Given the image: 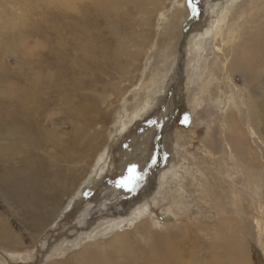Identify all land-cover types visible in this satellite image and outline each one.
Listing matches in <instances>:
<instances>
[{"label":"rangeland","instance_id":"1","mask_svg":"<svg viewBox=\"0 0 264 264\" xmlns=\"http://www.w3.org/2000/svg\"><path fill=\"white\" fill-rule=\"evenodd\" d=\"M229 1L152 0L105 10L110 0H73L74 8L57 0H0V264H78L76 255L99 252L97 243L111 240L125 221L178 231L181 264H264V120L254 125V137L245 125L248 139L241 136L245 143L230 152L220 142L221 128L228 115L248 112L240 103L246 90L237 96L230 89L229 99L220 79L219 91H200L215 32L203 49L195 40L213 30L211 20ZM34 80L38 87H30ZM234 81L255 83L254 76ZM15 84L38 110L19 116L13 109L4 118L6 103L17 97ZM99 160L110 164L97 175ZM132 166L139 178L121 186ZM254 176L261 180L257 193L246 185ZM59 179L42 219L35 218L25 198ZM176 190L185 196L179 207ZM237 210L250 231L249 246L240 229L226 230ZM138 244L142 256L118 264H156L145 239ZM86 256L82 264H102Z\"/></svg>","mask_w":264,"mask_h":264},{"label":"bare ground","instance_id":"2","mask_svg":"<svg viewBox=\"0 0 264 264\" xmlns=\"http://www.w3.org/2000/svg\"><path fill=\"white\" fill-rule=\"evenodd\" d=\"M57 1L59 3H61L63 1V3H65L68 7L74 8L73 2H72L73 0H57ZM151 1L152 0H124V1H122V0H110V2H108V4L106 5L105 10L108 8H112L114 6H117V5L124 4V3H134L137 6H143V5L150 4ZM154 1H156V0H154ZM104 5H105V3L103 2L102 7H104ZM180 6H182V4L179 5V7ZM184 9H186V8L184 7ZM186 11H187V9H186ZM176 12H177L179 19H180V17H182V15H184V10L181 8L175 10V13ZM220 12H221L220 16L215 15L214 18L211 20L213 30H206L204 33L200 34V37L195 40V43L196 44L199 43L198 44L199 46H197V47L202 48V45L205 44V42H204L205 37L207 35H209V34L211 35L215 32L214 36H213L214 42L210 48L211 52L209 54L205 55V59H204L205 63L202 65V68H204V71H203L202 77H201L202 82H201V86H200V91L203 94L208 93V92L211 93V89L214 86H215L214 89L216 91H219V89H217V87H216V83H218L220 81V79H223V82L225 81V83H226V85H225V91L226 92H224V93H225V95H228L229 99L232 97L230 94V91H229L230 89L233 88L234 94H236L237 96H240V92L242 90H246L245 91L246 96L242 97L241 101L240 100L239 101L242 104V109L245 111H248V112L244 116H242V114H241L239 117H236V116L231 117L230 115H228V118L226 119L227 120L226 125L221 128L222 133H221V137H220V142L224 141L228 147L227 148L228 151L231 152L232 151L231 149L233 147L234 148L239 147V146L241 147L245 143L243 141V139H241L242 138L241 136H244L248 139L247 135L245 134L246 131L244 130L245 125L248 129V133L251 135V137H254V135L256 133H258V132H255V130H254L255 128H253L254 125L256 126L258 124L257 127L260 128V125L262 123L261 121L264 120V0H231V1H229L228 4H224V6ZM97 13H99V12H97ZM83 16H84V14H83ZM96 16H98V15H96ZM83 22L86 24L85 20ZM175 23H177V22L175 21ZM181 23H182V21H181ZM179 24H178V26H179ZM83 26H85V25H83ZM179 30H181V29H179ZM72 31H73V29H72ZM171 38L173 40L177 39V32L173 31L171 34ZM170 44L172 46V43H170ZM203 46L205 47V45H203ZM198 54H200V53L198 52ZM39 67H41V66H39ZM240 76L242 77V80L249 79V78L254 76L255 83H253V84L251 83V85H249L248 87L245 86L246 83H244L243 86L237 85L235 83L234 79H236L237 77H240ZM37 80L30 82L31 83L30 87L34 88V86H36L38 84ZM39 81H40V79H39ZM149 82H151V81H149ZM152 84H153V82H152ZM154 85H156V84H154ZM152 86H150V87H152ZM36 87H38V86H36ZM39 88L42 89L41 84H40ZM13 89L17 91V92L15 91L17 97H16V100L11 101L10 104L6 103V106L4 107V112H3V115L5 116L4 118L9 117L11 115L13 109H17V115H19V116H24V115L29 116L32 113V111L35 113V110H38L37 106H32V105L30 106V101H31L30 99H34V98H27L23 94H19L20 93V85L19 84H15ZM35 90H37V89H35ZM252 92H260L262 96L260 98L256 97L252 94ZM194 96H196V95H194ZM233 98H235V97H233ZM200 101H201V97H198V98H196V102H194V103H196V105H199ZM221 101H222V99H221ZM33 102H34V100H33ZM240 103H239V105H240ZM217 104H219V103H217ZM231 104H233V103H231ZM33 105H35V104H33ZM31 107H33V108H31ZM258 108H260V111L262 113H260ZM1 115H2V113H1ZM134 115L137 116L138 113L135 112ZM13 117L19 119V117H17V116H13ZM124 117H123V119H124ZM244 117H246L247 119L246 120L242 119ZM21 120L22 121H19L17 123H22L23 128H24V126H26L27 123H26V121H23L24 119L21 118ZM121 124H123V123H121ZM123 126H125V125H123ZM118 128H120V126ZM258 130H260V129H258ZM259 134L261 135V133H259ZM250 135H249V137H250ZM209 137H212L210 133H209ZM213 137H214V135H213ZM91 138H93V139H91L89 141L93 140V142H95L96 137H91ZM258 138L259 137H257V140H258ZM262 140H263V144H264V138H262ZM216 142H217L216 138L214 137V141L211 142V144L214 146V144L216 145ZM219 146H220V144H219ZM203 147L205 149V152L208 153V149H207L206 145H203ZM220 149H222V147H220ZM222 151H223V149H222ZM251 152H253V151L250 150V153ZM255 152L258 153V151H255ZM262 153L264 155V151H262ZM65 156L66 157H64L65 158L64 160L68 159V156L67 155H65ZM252 157H254V160L258 159V158H256L258 156H256L255 153H253ZM260 163L263 164V167H264V162L261 161ZM109 164L110 163L108 161L107 163H105L104 167H102V160H99V162L97 163V167H95V171H96L97 175L103 174L105 169H106V166H109ZM226 168H225V170H226ZM257 168H258V166H257ZM261 168L262 167H260V169ZM218 169H220V168H218ZM242 169L243 168H240V170H242ZM26 172H27V170H26ZM260 176H261V174H260ZM24 177L25 176H22L23 179H24ZM36 177L34 180H36ZM89 179L87 180L88 186L90 184H93L91 182H88ZM54 180H55V178H54ZM61 180L62 179H59V180H56L50 184L48 183L49 185H51L50 187H47V185H45L44 188L43 187H41V189L37 188L35 190V193H38L37 196L32 195V196H29V198H25V201L29 202V204H28L29 210H32V212L34 211V214L37 215V216H34L35 218H37V219L41 218L42 219V217H41L42 211H46L47 206H49L51 204L52 197L54 196L51 193V188L54 185H57L58 183H60L58 181H61ZM92 180L94 182H96L98 180V178L95 177V178H92ZM259 180L257 179L256 176H254L253 177V183L252 182H246V185L248 187H250L249 189H251L253 192L257 193L255 189H260ZM35 182H37V181H35ZM65 185H67V184H65ZM235 189L236 188L233 187V190H235ZM212 190L213 189H211L210 191H212ZM233 190L231 189V194H233V196L235 197V192ZM222 191H224V190H222ZM175 192L179 193L177 190ZM81 195H83V191L80 193L74 194V196L71 197L72 198L71 203L74 202ZM208 196L211 199V197L214 196V194L211 193V195L208 194ZM182 197L185 198V196L182 193L175 195V197L173 199L175 206L179 207L180 204H182V201H183L181 199ZM67 205H68V202H67ZM74 206H75V204H74ZM57 207H58V203L53 206V209H54L53 213L55 212ZM63 207H65V206H63ZM44 208H46V209L44 210ZM146 208H148V206ZM145 211L143 210V211H141V213H143ZM237 212L238 213H237L235 224L229 228H226V230H230L234 227L236 230L240 229L242 232L244 245L249 246L247 244L246 237H247V235H249L250 231L248 230V226L245 224V220L242 218V214H241L242 212L240 210H237ZM137 215L139 217L140 213H138ZM49 217H51V216H48V218ZM185 221H187V220H185ZM48 223H50V222H48ZM133 223L135 225L133 228H131L130 226H131V224L133 225ZM147 223H148V221H141V222L138 221L137 223H135L133 221L123 222V224L119 225L116 228V230L113 232L114 234H113V237L111 240L99 241L97 243L99 245L98 246L99 252H96L95 250H91L89 253H84L82 251L78 255H76L77 261H79L78 264H82V262L87 258V256H86L87 254L88 255L91 254V256H90L91 258L98 259L102 264H118L119 263L118 260L120 258L122 259L121 261H124L127 258L132 260L131 262L136 261L138 258H140L142 256L140 253H137V251L141 248L138 244V239H145L146 243H148V250H149L148 253L154 255L156 264H181V258L180 257L182 256L181 255L182 249H180V248H181V244L183 242L181 239L182 236H181V238H178L179 237L178 231L170 230L167 233H160L159 231L156 232V231L152 230V226H150ZM40 226L42 227V224ZM123 226L125 227V228H123L124 230L121 229ZM257 228H259V226ZM261 228L259 229L260 231H261ZM136 232L139 234L142 233V238H138L136 240L135 235H134ZM1 239H3V238H1ZM249 239H250V237H249ZM136 243L140 248L137 247ZM97 244H95V245H97ZM254 248H255V246H254ZM263 249L264 248L262 246L261 250L263 251ZM107 255H110V256H107ZM114 255H116V257H117V259H115V260L113 259ZM83 257H85V259H83ZM248 264H250V263H248Z\"/></svg>","mask_w":264,"mask_h":264},{"label":"snow or ice","instance_id":"3","mask_svg":"<svg viewBox=\"0 0 264 264\" xmlns=\"http://www.w3.org/2000/svg\"><path fill=\"white\" fill-rule=\"evenodd\" d=\"M129 177L126 178V182H122L121 183V186H127L128 183H132L134 184L135 183V180L138 179L139 177L136 176V169H135V166H132L131 168H129Z\"/></svg>","mask_w":264,"mask_h":264},{"label":"water","instance_id":"4","mask_svg":"<svg viewBox=\"0 0 264 264\" xmlns=\"http://www.w3.org/2000/svg\"><path fill=\"white\" fill-rule=\"evenodd\" d=\"M182 57H184V54H183V56Z\"/></svg>","mask_w":264,"mask_h":264}]
</instances>
